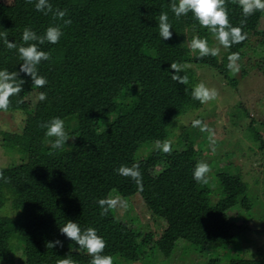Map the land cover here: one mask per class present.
Listing matches in <instances>:
<instances>
[{
    "label": "trees",
    "instance_id": "1",
    "mask_svg": "<svg viewBox=\"0 0 264 264\" xmlns=\"http://www.w3.org/2000/svg\"><path fill=\"white\" fill-rule=\"evenodd\" d=\"M36 2H0V69L17 72L22 85L0 114L22 112L31 120L29 131L15 136L0 130V145L15 141L6 149L10 161L0 166V264L18 253L23 264H59L65 258L90 264L86 250L60 234L68 220L96 229L106 241L102 254L111 255L114 264H169L179 249L185 258L196 256L197 264H264L263 249L249 257L241 250L251 230L247 222L259 215L264 227V204L253 189L258 180L245 181L230 167L234 151L210 161L194 158L200 149L207 153L210 144V134L201 131L202 113L191 119L182 142L171 141L177 119L201 109L192 98L197 69L214 74L232 91L247 76L264 75V11L244 17L239 0H224L230 24L243 22L246 37L224 48L191 13L177 18L171 0H49L53 11L48 14L37 11ZM57 11H65L71 24L65 26ZM161 13L173 26L167 41L159 37ZM55 25L64 35L57 44L38 45L50 55L38 66L48 83L38 88L20 72L18 48L27 46L25 28L43 35ZM194 36L206 38L218 54L199 57L190 49ZM231 53L240 56V71L233 75L227 68ZM173 64L182 66L178 75L187 78L186 84L172 78ZM54 117L64 120L71 138L60 150L51 148L40 126ZM257 125L264 129V122L252 117L244 131L254 144L249 149L260 150L256 163L264 174V140ZM158 141L170 142L171 151L158 149ZM201 161L210 165L207 183L193 180ZM134 164L141 185L116 171ZM113 197L128 205L140 199L157 231L148 232L137 214L119 218ZM8 204L14 215L2 213ZM56 240L63 246L48 245Z\"/></svg>",
    "mask_w": 264,
    "mask_h": 264
},
{
    "label": "clouds",
    "instance_id": "2",
    "mask_svg": "<svg viewBox=\"0 0 264 264\" xmlns=\"http://www.w3.org/2000/svg\"><path fill=\"white\" fill-rule=\"evenodd\" d=\"M31 2V0H29ZM239 5L242 9L244 17H248L257 11H264V0H239ZM37 11L48 14L53 11L52 4L49 0H37L35 3ZM171 11L179 18L186 16L189 13L198 21L199 25L208 29L215 37V39L224 48H230L233 44L241 43L246 37L242 34V24L239 27H233L230 24L228 10L225 7L224 0H171ZM65 11H57L55 16L63 20L65 26L71 24V20L64 19ZM159 37L163 41L169 40L173 33V26L169 22L167 13H161L159 16ZM64 35L62 28L59 25L49 26L43 35L31 28H25L22 34V40L27 46L18 48V54L23 63L20 64V72L29 76L36 87H44L48 81L44 76L38 72V66L41 61H48L50 55L48 52L41 50L38 45H42L47 41L50 44H57ZM35 42V43H29ZM9 48H14L16 45L8 42ZM190 49L197 52L199 57L216 56L219 49L210 47L206 38L194 36L190 43ZM227 68L232 73L240 71V56L238 53H231L228 56ZM171 69L175 70L172 78L180 84H186L187 78L178 75L182 71V66L173 64ZM18 73H10L6 69H0V110H7L9 107V98L19 94L22 91V85L17 79ZM217 91L214 88H208L205 84L199 83L192 89V98L199 101L201 104L208 103L216 99ZM40 100L46 99V94H40ZM200 121H195V125H199ZM46 129L45 136L51 138L49 143L52 149L60 150L66 146V142L71 138L65 129V122L60 117H54L51 120L40 125ZM201 131H210L206 126L201 127ZM211 138V137H210ZM157 148L164 153L171 151L170 142H157ZM121 176L130 177L137 185L142 184V174L139 170V165L134 164L132 167L121 166L117 170ZM210 172V165L207 162H198L193 170V180L196 182L207 183V174ZM101 207L106 201L101 200ZM116 201H111L115 204ZM106 211V209H105ZM61 235L65 236L70 241H74L79 248L86 250L92 257L90 264H114L111 255L102 254L106 247V241L98 235L96 229L86 228L82 229L77 222L68 220L64 226L59 227ZM52 248L59 245L63 246L60 240L49 242ZM59 264H74L70 259H62Z\"/></svg>",
    "mask_w": 264,
    "mask_h": 264
},
{
    "label": "rangeland",
    "instance_id": "3",
    "mask_svg": "<svg viewBox=\"0 0 264 264\" xmlns=\"http://www.w3.org/2000/svg\"><path fill=\"white\" fill-rule=\"evenodd\" d=\"M10 0H0L2 3H8ZM231 18V17H230ZM229 18V20H230ZM230 22L233 23L232 20ZM256 41V37L252 39ZM254 41V42H255ZM248 58V57H247ZM250 58V57H249ZM206 70L197 69L196 74L199 76L196 83H203L208 88H214L217 91L216 99L209 101L208 103L201 104V109L190 112V115H184L177 119L174 126L172 127L173 136L172 143H177L178 141L184 140V131L189 127L191 119L201 113L200 120L202 122V127H207L210 131L208 140L210 142L209 149L206 152L199 150L194 153V158L197 160L210 161L209 158L223 154V152L234 151L235 154L232 158V163L230 167H235L239 170V174L245 181L252 182L254 177L258 180L254 184V193L257 195L259 200L264 204V174H262V164L256 163V160H260V150L255 148L253 151V142L250 140L249 132H245L246 124L249 119L255 117L257 121L264 122V75L261 72H255L258 75H249L246 79L242 80L240 84L237 85L235 90L236 96H233L232 91L228 87H223L225 82H218L214 74H206ZM233 75L234 73H229ZM220 79V78H219ZM32 103L37 102V98L32 96L30 98ZM247 111L249 118H245L244 111ZM237 118L238 121H237ZM31 120L29 116L22 112H16L14 114H0V130L6 131L12 136L20 134L24 129L29 131ZM238 124L236 128L231 125ZM240 125V126H239ZM258 132L261 134L264 140V129L260 126H256ZM231 133H228V131ZM0 136V140H1ZM224 141L223 145L216 146L217 142ZM15 141L9 142L7 144L0 145V166L8 164L10 161L6 149H10ZM202 152V153H201ZM208 154V155H206ZM225 161L220 162L221 166H224ZM111 201H116L113 205L117 211L119 218H125L130 214H137L140 218V222L143 226H148V232L157 231L158 227L153 224L149 213L143 209V205L140 199H132L129 202H125L123 199L118 197L111 198ZM258 208V207H257ZM2 213L8 215H14L11 205L8 204L2 210ZM247 222L249 228L251 229L246 235L248 241L243 240L242 249L247 257L250 254H257L259 250H264V236L259 234L264 231V227L258 224L259 215L254 217ZM159 226V225H158ZM161 227V226H160ZM162 228V227H161ZM183 249L177 250L173 257L169 260V264H197L196 256H183ZM22 254H14L12 262L8 264H23L21 260ZM189 259V260H187Z\"/></svg>",
    "mask_w": 264,
    "mask_h": 264
}]
</instances>
